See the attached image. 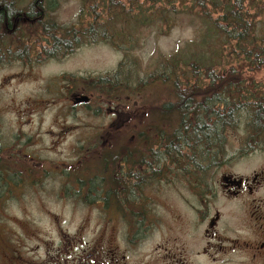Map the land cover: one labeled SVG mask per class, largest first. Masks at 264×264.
I'll list each match as a JSON object with an SVG mask.
<instances>
[{"label":"flooded vegetation","instance_id":"obj_1","mask_svg":"<svg viewBox=\"0 0 264 264\" xmlns=\"http://www.w3.org/2000/svg\"><path fill=\"white\" fill-rule=\"evenodd\" d=\"M22 3L20 7V0H0V223L4 221L2 219L3 201L6 200L4 196L13 194L14 188L19 186L20 179L32 178L35 174L40 178L51 171L59 173L63 170V163L56 166L58 168L56 171L54 168L53 170L48 168L46 163L43 167L34 165L33 160L40 157V152L46 154L48 151L46 145H49V141H62V144L66 142L62 134L52 130L50 122L46 119L50 105L42 101L40 104L44 109L38 115V123H33L32 119L35 108L32 107L28 113L27 124L31 129L25 131L23 128L25 124L22 120L27 116L24 112L17 113L16 122L11 119L19 131L12 130L11 144L8 145L10 147L5 148L3 138L7 133L3 118L4 67L21 65L34 68L45 63L61 64L69 54L79 51L84 45L98 41L97 38L92 40L85 37V25L82 24L83 12H79L80 21L77 18L67 21L54 10L55 1L26 0ZM22 8L28 9L22 10ZM69 51L71 52L68 53ZM66 74L68 76L61 74L59 77H54L45 86L48 85V97L58 95L59 101L66 104L65 129L74 128L80 134L79 137L72 136L74 138L72 154L81 160L83 157L103 156L109 161L106 165L110 166L112 172L111 175L105 176V174H96L97 170L93 172V176L85 180L84 164H78L70 175L61 176L63 179L68 177L70 179V183L63 186L62 192L64 195H73L80 199L84 194L94 195L91 197L94 201L89 202V205L111 207L117 212L115 206L125 202L124 197H121L123 200L121 203L107 204L105 195L115 192L121 195L129 193L130 187L123 186L124 181L130 185L129 178L132 179V183L133 181L136 183L135 186H140L139 188L132 186V191L140 192L141 188L144 190V180L147 179L148 172L144 176L137 177L141 174L138 167H145L153 173L151 170L153 166L149 167L146 163L147 140L141 137L146 123L133 122V118L137 115L147 116L148 105L142 97L136 100L131 96L123 100L116 98L118 96L112 93L115 84L113 85L111 81L110 83L101 81L94 90L84 84L80 74L70 75L67 72ZM187 78L191 83L182 84L181 87L184 89L211 87L210 80L213 79L208 76ZM215 78L225 82L221 85L223 91L228 88L248 91L241 94L236 92L234 95L236 99L223 101L225 106L222 105L221 108L223 119V110L229 115L226 117L229 122L235 120V115L240 111L251 112L243 115L239 124H223V151L216 156L219 162L216 166L219 180L195 183L196 174H207L210 163L204 164V171H197L195 166L188 165L187 173L182 174L180 171L179 178L182 191L178 192V197L183 210L169 208L166 211L175 223L183 222L189 216L194 218L193 228L198 227L202 231L205 246L196 254L190 253L191 257L210 258L212 254L223 256L228 252L243 250L240 252L252 255L264 264V166H250L253 168L247 173L237 169L240 165L252 163L253 159L260 158L264 154V74L223 75ZM198 80H203L204 83L207 81L208 85L199 84ZM178 86L174 84L172 88ZM83 96L90 97L89 104L79 102L85 98ZM171 98L162 101V104L170 103ZM94 101L98 102V107L95 113L91 109V114L94 117L102 115L109 121L102 122L101 119L97 123L84 125L82 110L84 107L90 108ZM173 103L177 105L175 100ZM175 108L172 107V111ZM192 109L193 106L189 107V110ZM60 120L61 118H57L55 124L60 125ZM166 122L161 118L162 129ZM89 127L94 130L96 136L88 140L87 147L83 142V131L88 130ZM117 135L126 136L130 141L115 139ZM229 135L231 139L227 138ZM132 136L139 137V145L131 146ZM116 140H119L118 144ZM97 146L104 147V150L95 152ZM131 149L136 156H131ZM13 157L21 161L30 160L32 165L30 168L25 167L27 170L18 168L14 170L13 164H10ZM193 158L195 157L187 156L186 159L189 161ZM182 161L185 163L184 159ZM262 162L264 163V160ZM132 170L135 172L132 173ZM216 199L220 201L219 206L215 205ZM115 220L118 219L103 221L100 232H94L90 240L86 239L88 238L86 234L78 232L72 235L57 229L56 240L46 244L43 250L40 246L24 250L23 244L20 243L11 226L0 224V264H189L186 244L179 242L177 237L170 238L162 233L159 242L154 243L151 238L152 232L147 231V225L142 228L139 225L132 228L130 223H127L124 224L127 227L125 230H121L118 225H108L106 228L105 225L114 223ZM6 221L14 220L8 218ZM245 228L251 229L249 232L251 237L244 240L238 233ZM228 229L234 230L236 234L228 235ZM244 243L247 244L245 246L247 249L243 247Z\"/></svg>","mask_w":264,"mask_h":264},{"label":"rangeland","instance_id":"obj_2","mask_svg":"<svg viewBox=\"0 0 264 264\" xmlns=\"http://www.w3.org/2000/svg\"><path fill=\"white\" fill-rule=\"evenodd\" d=\"M23 1L26 0H20V7ZM51 1L56 2L54 10L67 21H73L75 18L80 21V13L83 12L82 24L85 25V37L92 40L97 38L98 41L87 46L84 45L79 51L69 54L61 64H57V62L45 63L34 68L21 65L4 67L3 118L7 133L3 138L5 148L10 147L8 145L11 144L12 130L19 131L11 119L16 122L17 113L19 111L24 112L27 116L23 117L22 122L25 124L23 128L25 131L31 129V126L27 124L28 113H30L32 107L35 108V115L32 119L33 123H38V115L44 109L40 104L42 101H46L50 105L48 112H46V119L50 122L52 130L62 134L66 142L62 144V141H49V145H46V148H48L46 154L43 155L44 153L40 152V157L33 160L34 165L43 167L46 163L48 168L51 170L54 168L56 171H58L56 166L63 163V170L59 173L51 171V173L40 178H37L38 174H35L36 178L25 177V179H20L19 186L14 188L13 194L4 196L6 199L3 201L4 205L2 207V219L4 221L0 224L11 226L14 234L23 244L24 250L38 246L43 250L46 244L56 240L57 229L72 235L80 232L83 235L86 234L88 236L86 239L90 240L94 232H100L103 221L118 219L114 223L105 225L106 228L108 225H118L121 230H125L127 227L124 224L127 223H130L132 228H136L137 225L141 228L147 225V231L152 232L151 238L154 243L159 242V236L161 237L162 233L170 238L177 237L179 242L186 244L189 264H259V260L252 255L240 252L243 250L228 252L223 256L212 254L210 258L208 256L191 257V254L202 251L205 246L202 231L198 227L193 228L194 218H190V216L183 222L175 223L166 209L183 210L178 197V192L182 191L180 188L182 185L179 183L180 171L184 174V172L187 173L188 165L195 166L194 162H190L193 160L188 161L186 158L187 156H193L196 150L199 151L198 146H184L181 149L172 146L170 148L171 153L167 149L165 151L161 148V151L163 150L162 152L166 153L164 155L155 152L157 149L160 150V147H155L153 153L150 152L152 150L150 144L160 142L161 118L171 121V123L167 121L163 129L170 126L176 129L180 122L179 117L173 116L172 113L164 116L161 109L159 111L156 109V106L161 107L163 105L162 101H165L171 95L169 85H162L159 82L160 80L155 81L152 79V75L164 67L165 62L172 58L178 61V67L174 69V73L171 75L179 79L181 78L180 75L185 72L190 75L192 70L190 66L194 65L195 61H199L200 58L209 64L214 62L216 72L230 71L229 66L246 59L237 58L236 56V59L235 57L232 59L223 57V47L225 45V43L223 44V37L214 36L213 39L215 40L208 38L209 35L215 34V32L209 28L211 25L205 20V16H208L206 10L202 9L205 12L204 15L195 3L190 2L189 9L183 12V9L186 8L181 7L174 0H172L173 4L168 0H159L157 3H154L153 0H147L146 2L141 0L142 7L139 10H137V6H140V3H132L130 6V3H127L128 0H120L121 6L126 7L128 11L119 13L118 20H116L118 23L115 21L114 27V22L109 21V11L107 8H103L107 6L106 0H97L95 3L91 0ZM216 1H219L225 9L226 0ZM90 5H97L99 8H91ZM150 7L154 10H151ZM174 7L177 8V11L173 9ZM157 8L162 9V14L168 18L167 22L164 21V15H162V18L155 15ZM208 11L214 19L219 14H223L222 8L213 9L211 5H208ZM250 11L252 14L260 13L257 21L258 31L261 32L264 27V6L260 5V9L252 6ZM105 34L108 37L103 36ZM229 48L227 47V49ZM224 56H226V53H224ZM223 65H227V67H223ZM196 70L197 74L203 75L206 68H197ZM66 72L70 75L80 74L84 84L94 90L97 89L96 86L101 81H109V83L111 81L113 85L115 84V87L119 85L118 89L114 87L112 92L115 96H118L116 98L123 100V98L131 96L133 100H136L142 97L148 105L147 116L137 115L133 118V122L146 123L143 132L145 134L147 132L148 141L146 143L149 145L147 159H151L153 173L145 167H138L141 174H138L137 177L144 176L148 172L147 179L144 180V190L141 188L140 192L132 191V186L140 187L135 186L136 183L134 181L132 183V179L129 178L128 180L130 185L124 181L123 186L126 188L129 186L131 190L129 193L124 194L125 202L115 206L117 212L111 207L101 208L98 204L96 206L89 205L88 194H84L83 198L80 199L73 195H64L62 192L63 186L70 183V179L69 177L63 179L61 176L70 175L78 164H84L85 180L89 176H93V172L97 170L98 173L96 174H105V176L111 175L110 172H112L110 166L107 167L103 156L83 157L81 160V158L77 159L76 155L72 154L74 139L72 136L79 137L80 134L74 128L65 129L67 123L65 117L66 104L59 101L58 95L48 97V85L45 86L54 77H59L61 74L67 75ZM242 72L248 74L246 70ZM83 97L90 99L89 96ZM79 102L89 104L90 100ZM96 107H98V102L95 101L90 108L84 107L82 110L84 125L97 123L101 119L102 122L109 121L102 115L94 117L91 114V109L95 113ZM250 112L247 110L238 112L231 124H239L242 121V116ZM57 118H61L60 125L55 124ZM201 119H205V116H202ZM166 132L172 133L173 131L169 129ZM83 134V142L88 147V140L96 135L90 127L88 130L85 129ZM119 138L127 139L128 137L123 135L115 137V139ZM131 138H133L131 146H137L139 137L132 136ZM227 138L231 139V135ZM128 141L130 140L127 139L126 142ZM116 143L118 144L119 140H116ZM216 145L218 146L217 143ZM177 149L180 152L175 155ZM103 150L104 147L97 146L95 152H102ZM158 154L163 157L158 156ZM131 156H136L132 149ZM156 156L158 157L156 158ZM182 159L185 160V163ZM195 159L198 163H204L207 156L202 155L200 160ZM211 160L212 163H210L207 174L199 175L195 179V183H203L204 180L211 182L219 180L218 170L216 169L219 162L216 159ZM262 160H264V154L260 158L253 159L252 163L240 165L237 169L242 173H247L254 166H264ZM10 164H13L14 170L16 168L27 170L25 167L30 168L32 162L30 160H17L13 157ZM134 172L135 170H132V173ZM33 181H37V183L33 184ZM219 204V199H216L215 205L219 206ZM8 218L14 221L7 222ZM249 232H251V229L245 228L238 235L245 240L251 237ZM227 234L232 236L236 233L234 230L228 229ZM245 246H247L246 243L243 244L244 248H246Z\"/></svg>","mask_w":264,"mask_h":264},{"label":"trees","instance_id":"obj_3","mask_svg":"<svg viewBox=\"0 0 264 264\" xmlns=\"http://www.w3.org/2000/svg\"><path fill=\"white\" fill-rule=\"evenodd\" d=\"M35 1L38 2V0ZM96 1L97 0H91V2L93 3H95ZM140 1L141 0H128L127 3H130V6L132 3H140V6H137V10H139L142 7V2ZM146 1L147 0H145L144 2ZM158 1L159 0H153L154 3H157ZM168 1L172 4L174 3L172 2V0ZM174 1H177V3L180 4L181 7L186 8L183 9V12H186L187 9H189V5L191 3H195L197 7L201 9V12L204 15L205 12L203 10H206L208 16H205V20L208 24L211 25L209 28L215 32V34L209 35L208 38H212V40H215L213 39L214 36L223 37V44L225 43L223 47V57L232 59L236 56L237 58H243L246 60L236 62L237 64H232L231 66H229L231 68L230 71L225 72L223 70L220 72H216V70H214L216 68V64L214 62H210L211 64H209L208 62L206 63L204 59L200 58L199 61H195V64L190 66L192 67L190 75H187V72H185L180 75L181 78L179 79H176V76L171 75L172 73H174V69L178 67V61L175 58H172L171 60L165 62V66L157 70L156 74L152 75V79H154L155 81L160 80L159 82L162 85H169L171 88L174 84H178L179 86L178 88H172L173 91L170 88L173 93V95L172 93L171 95H169V98L172 97L170 103L161 105V107L156 106V109L158 111L161 109L162 115L164 116H168L172 113L173 116L179 117L180 122L179 126H177L176 129H174L172 126L164 129L159 128L160 142L157 144H150V147H152V150H150V152L153 153L155 147H160V150L157 149L155 150V152H160L159 154L164 155L165 152L163 153L161 151V148H164L165 151L167 149L171 153L170 148H172V146H177L179 149L184 146H198L199 151L196 150V153H194L193 156L200 160L202 155H206L207 160L204 163H212L211 159H216V156L223 151V124L231 123L226 118L229 115L225 114L224 110V119L222 118L221 108L223 105V101H225L226 99H236V96H234L236 92L238 94L248 92L244 89L233 90L232 88L224 89L223 91L221 85L225 82L215 77L223 75H243L244 72L242 71L244 70L248 71V74H264V27L263 29H261V32L258 31L257 17L260 15V13L257 12L255 14H252L250 11V8L252 6L260 9V5L264 6V2L263 0H226L224 9L223 5L216 0ZM106 2L107 6L103 8H107V10L109 11V21H113L115 27V24L118 23L116 20H118L119 13H126L128 9L121 6L120 0H106ZM208 5H211L213 9L222 8L223 14H219V16L214 19L212 14L208 11ZM90 7L95 9L99 8L97 5H90ZM27 9L28 8H22V10ZM173 9L177 11L176 7H174ZM151 10L154 9L151 8ZM155 15L162 18V15H164L162 14V9L160 10L159 8H157V10H155ZM164 21H168V18L165 15ZM103 36L108 37L106 34ZM227 47L230 48L227 49ZM224 53H226V56H224ZM245 61H248V63H244ZM204 67L206 68V71L203 73V75L197 74L196 69H202ZM223 67H227V65H223ZM190 76L213 77V79L210 80L211 87L203 89H184L183 87H181V85L184 83H191V80L187 78ZM198 83L208 85L207 81L204 83L203 80H198ZM118 87L119 85H116L115 88L118 89ZM174 100L177 102V105L173 103ZM192 106L194 109L189 110V107ZM172 107H174L175 110L172 111ZM202 116H205V119L200 120ZM164 120L168 121L167 119ZM168 122L171 123L170 120ZM169 129L173 132L167 133L166 130ZM141 137L148 141L147 132L146 134L144 132H141ZM216 143L218 144V146L216 145ZM179 149L175 151V155L177 153L179 154ZM159 154L158 156H161ZM195 158H193V161L195 163L196 170L204 171V163H198ZM106 163L108 164L109 161L106 160ZM146 163L149 167L152 166L150 158L146 160ZM198 177L199 175L196 174V179ZM92 196L94 195H88V202L94 201V198H91ZM105 196V203L107 204L112 202L121 203L123 202L121 196L124 197V195H121L117 192L108 193Z\"/></svg>","mask_w":264,"mask_h":264},{"label":"water","instance_id":"obj_4","mask_svg":"<svg viewBox=\"0 0 264 264\" xmlns=\"http://www.w3.org/2000/svg\"><path fill=\"white\" fill-rule=\"evenodd\" d=\"M88 100H89V99H88L87 97H85L84 99H81L80 101H81V102H88Z\"/></svg>","mask_w":264,"mask_h":264}]
</instances>
